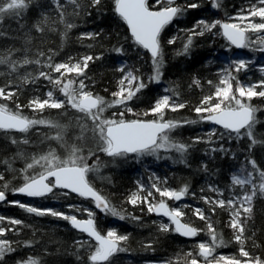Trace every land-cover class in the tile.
Listing matches in <instances>:
<instances>
[{
	"label": "trees",
	"instance_id": "16d2710c",
	"mask_svg": "<svg viewBox=\"0 0 264 264\" xmlns=\"http://www.w3.org/2000/svg\"><path fill=\"white\" fill-rule=\"evenodd\" d=\"M247 1L253 3L257 0H221L219 8H213L211 0H175L176 4L180 6L195 2L200 7L187 10L183 16L175 19L164 29L161 34L164 53L162 79L158 84L149 85L138 94L137 98L129 102L128 106L133 108V112H125L124 118H155L151 115L145 117L143 113L153 106L160 95V86H162L175 89L177 95L174 99L176 102L185 104L184 108L175 112L165 110L164 118L166 120H198L199 117L194 108L199 106L205 96L213 94L212 87L218 82L216 71L221 68L219 56L223 53L230 54L234 49L225 40L220 27L217 26L212 32H206L203 36L196 37L187 55H177L176 53L182 50L183 43L187 39L185 33L180 29H190L200 19L209 22L218 19L226 20L228 15L235 13ZM59 2L64 7L67 22L75 24L76 27L67 30V35L64 36L66 29L60 22L59 13L52 0H34L30 7L24 10L22 18L17 19L5 15L0 21V56L18 62L25 58L31 61L39 59L43 64L51 55L52 63L55 64L68 62L69 57L73 58L72 62L74 63L83 55L90 54L95 57L102 54V59L89 63V67L86 69L85 83L88 85L89 91L103 96L106 100H111V93L117 91V82L121 77V73L117 69L125 62L129 66L139 69L137 74L141 75L145 81L147 80V77L152 73L150 54L146 50L136 48L133 44L126 24L114 11V0H102L98 8L92 6L91 0H78L79 9H76L67 0H59ZM149 3L154 4L155 2L149 0ZM77 12L78 14H75ZM45 17H47V21H45ZM38 22L44 28L43 32L36 31L34 25ZM86 33H100V35L96 38L85 37L82 39L81 34ZM214 33L217 40L212 38ZM174 36L177 37L176 42L169 45L167 41ZM121 46L124 48V54L117 55L112 51L115 47ZM41 52L44 53L43 57L39 56ZM251 66L249 65L246 71L233 72L232 74L248 83L260 80L261 78L254 73ZM40 71L47 72L50 69L43 68L33 62L28 65H18L13 71L10 64H0V88H4L6 94L10 91L17 93L10 100L0 98V103L6 104L12 111L17 110V104L21 105L19 111L29 119H43L60 123L56 120L58 118L61 119L60 121L66 119L68 115L65 111L66 107L63 109L45 108L42 112H34L28 107L29 101L34 98L45 99L46 92L52 90V85L43 78L35 79L33 82V78L38 77ZM52 75L55 78L58 74L53 73ZM245 75L251 77L246 78ZM25 77L28 78L27 82H25ZM73 78L74 74L66 76V79ZM194 79L200 81V86L193 83ZM208 81H212V84L210 85ZM235 85L234 81L233 88ZM168 94L172 95V93ZM54 95L60 99L64 98L58 89L54 90ZM249 103L258 109L256 113L258 123L255 125L254 133L259 143L252 148L251 153L248 152L250 141L247 137L239 141L235 139L229 141L227 138L221 141L214 138L215 143L213 144L204 142L193 144L192 140L195 137L207 139V134L211 130L208 122L184 124L171 133L174 140L191 145L186 157V164L179 162V154L175 152H169L168 159L164 162L161 161L162 163L158 165L142 161L139 165L137 164L138 166L135 165L133 158H120L121 162L116 163L114 160L117 158L100 153L99 159L103 166L99 175L95 174L100 178L92 175L89 180L103 196L108 198L112 206L128 217L125 220L98 212L91 201L84 200L74 194L68 197L49 194L43 198L14 194L12 189L20 187L24 182L21 170L27 163H31L32 159H20L17 155L19 146L9 142L8 135L10 134H6L8 131L15 135L13 130H0V174L3 175V180H0V190L3 189L4 184H8L6 200L0 201V215L4 216L7 222L0 223V226L6 230L15 228L13 231H6L0 237V239L8 240L15 248L14 252L5 255L0 264H23L30 257L38 259L39 264H87V250H78L74 243L78 239H88L86 234L74 229L66 220L50 215L38 217L25 212L17 205L10 203L11 201H19L38 208H52L77 215V217H84L85 213L70 210L67 207L69 204L90 208L95 213L96 224L102 234H105L107 229H116L118 234L129 237L126 243L122 242V246L127 247L128 251L115 255L111 264H147L150 261L164 260L171 261V264L188 263L191 257L187 256V253L191 252L195 255L198 252L196 246L199 242L210 243L207 223L193 215L194 207H198L204 210L205 215L213 223L215 231L225 241L226 246L217 248L214 257L226 255L239 258L240 245L235 242L233 230L229 226L231 219L229 210L217 207L213 213L210 211L212 206L206 204L201 197H215V193L209 191V185L221 189L223 191L222 198L225 200L230 198L233 193L239 195L242 191L237 186H230V177L233 172L246 164V159H255L259 168L264 170V99L258 96L253 97ZM124 111L123 107L115 106L106 111L105 118H111L114 112L118 114ZM89 123L92 127L91 121ZM36 127L39 132L32 140L42 136L40 141L42 140L43 143L41 142L39 146H54L53 149L61 158L67 155L66 149L62 146L66 144L70 149L75 145L65 140L64 143H60V141H52V139V142L47 144L44 137L49 134L48 129L40 125ZM214 128L218 132L220 131L219 128ZM220 144L230 151L227 154L210 151L212 147L219 148ZM75 146L79 147L77 143ZM45 149L47 148L39 149L40 154H45ZM40 154L38 155L40 156ZM143 166L155 170L160 178L166 179L165 186L177 190L184 185L188 186L189 192L184 198L189 202V205L184 209L185 216L182 220L200 230L196 237L183 238L175 232H161L158 225L160 222L167 223L166 218L160 219L153 213H149L144 203L132 205L127 202L130 194L136 189L134 173L144 174L147 168H143ZM247 167L251 170L250 165ZM38 171H40L39 166L30 169L28 174L31 175ZM57 192L59 193V190ZM169 204L173 206L174 202H169ZM251 207V216L246 222L244 247L252 257L264 258V197L259 195L255 197ZM132 217L140 219L134 220ZM9 218L20 219L23 221V225L12 226L8 223L7 219ZM28 241H31V244H27ZM148 244H151L152 247L146 248L145 246ZM77 256L81 259L78 260ZM199 259L201 264H204L203 258ZM176 260L179 262L175 263Z\"/></svg>",
	"mask_w": 264,
	"mask_h": 264
},
{
	"label": "snow or ice",
	"instance_id": "6c2138e0",
	"mask_svg": "<svg viewBox=\"0 0 264 264\" xmlns=\"http://www.w3.org/2000/svg\"><path fill=\"white\" fill-rule=\"evenodd\" d=\"M33 2L34 0H0V21L5 15H10L17 19L22 18L24 10L29 8ZM67 2L74 5L76 9L80 8L78 0H67ZM211 2L213 8L220 7V0H211ZM52 3L59 13L60 22L64 24L66 31L63 35L66 36L67 30H71L76 25L67 22L64 7L59 0H52ZM101 3L102 0H91L93 7L98 8ZM258 5L261 6L252 5L244 13L238 14L235 19L240 21V23H221L219 20L209 22L200 19L196 21L192 28L180 29L181 32L185 33L187 39L183 43L182 50L176 54L187 55L196 37L203 36L206 32H212L217 26L220 27L222 35L227 41L236 48L246 49L250 45H258L257 50L264 52V38L255 41H250L248 38L250 32L259 34L264 31V22H252L255 17H259L264 21V0H258ZM198 7L200 5L195 2L180 6L176 4L175 0H155L154 4H150L149 0H114V11L127 25L133 44L136 48L146 50L150 54L152 73L145 81L141 75L137 74L140 71L139 69H135L125 62L117 69L121 73V77L117 82V91L111 93V100H106L103 96L89 91L88 85L85 83L87 79L86 69L89 67V63L102 59V54L95 57L90 54L83 55L76 59L74 63L72 62L73 58L69 57L68 62L55 64L52 63L51 55L47 57L46 63L43 64H41L39 59L31 61L25 58L23 61L18 62L11 61L8 57L0 56V64H10L13 71L16 70L18 65H28L33 62L43 68L50 69L47 72L40 71L39 76L33 78V82L35 79L43 78L52 85V90L46 93L45 99L34 98L29 101L28 107L34 112H42L45 108L63 109L69 107L82 114L86 120L91 121L92 127L89 129L87 124H81L82 135L77 139H83V134L90 131L92 138L96 141L97 150L108 157L126 159L131 156L139 162L144 157L160 159V153L163 150L164 152L179 154V162L186 164V157L191 145L174 140L171 133L184 124H197L200 122H211L219 126L220 131L218 132L216 128H213L207 134L206 140L198 136L193 138V144L201 142L213 144L215 143L214 138L221 141L225 138L229 141L233 139L239 141L247 137L250 141L248 152L251 153L252 148L259 143L254 133L255 125L258 123L256 117L258 109L253 107L248 101H251L253 97H264V79L252 84H245L232 74L233 72L239 73L248 69L249 61L245 59L232 61L231 70L225 69L221 73V79L215 88V92L212 95L205 96L200 101L199 106L194 108L195 113L199 117L198 120L174 121L164 118L165 110L175 112L185 107L184 103L176 102L174 99L177 93L173 88H166L164 90L165 94L158 98L153 106L143 113L145 117L151 115L155 118H124L125 112H133V108L128 106L129 102L137 98L138 94L146 89L149 84H158L162 79V68L164 66V53L161 43L162 32L175 19L183 16L187 10ZM75 14H78V12ZM44 19L47 21V17ZM244 21H247V23L243 24ZM34 27L37 32L44 31L40 22ZM99 35L100 33H86L81 34V38H96ZM176 39L177 37L175 36L171 37L167 43L169 45L174 44ZM112 51L117 55L124 54L122 46L115 47ZM39 56L43 57L44 53H39ZM259 70L264 73V66H261ZM53 73L58 75L54 78ZM67 74H74V78L66 79ZM24 79L27 82L28 78L25 77ZM233 80L236 81L234 92ZM193 83L196 86H200L198 79H194ZM208 83L211 85L212 81H208ZM56 89L62 94L63 99L54 96V90ZM168 93H172V95ZM15 95L17 93L14 91L6 94L5 89L0 88V98L4 100H10ZM213 97H215L217 102L213 103ZM115 106H121L125 111L118 114L114 112L111 118H105L106 111ZM21 107V105L17 104V110L12 111L6 104L0 103V130H17L26 133L33 126L47 125L58 129L57 134L51 139L56 141L63 140L62 132L65 126L43 119H29L19 111ZM12 143L15 144L17 141L13 140ZM23 143L27 144L28 141L24 140ZM64 147L67 155L63 158L57 155L55 149H50L47 153L38 157L33 156L32 162L27 163L25 168L21 170L24 179L22 186L12 189L13 193L33 198H43L49 194L53 196L62 195L64 197L76 194L84 200L91 201L95 209L105 214L119 218V220L127 219L128 217L112 206L108 198L103 196L88 179L89 174L99 175L103 166L96 152L89 150L87 156H85L83 148L73 145L69 149L66 144ZM210 151L212 153L219 151L227 154L230 150L220 144L219 148L212 147ZM93 156L96 158L89 164L88 160ZM247 165L251 166V170L248 169ZM37 166H39L40 171L29 175V170L35 169ZM205 170H207L206 167ZM0 180H3L2 174H0ZM230 180L231 187L238 186L243 191L242 196L233 193L230 198L225 200L222 198L223 191L221 189L209 185V191L216 193L219 198L202 196L201 199L212 206L210 211L213 213L217 207L229 210L231 217L229 226L233 230L235 242L240 245L239 256L246 259L241 260L236 257H225L223 255L214 257L217 248L226 246L225 241L215 231L213 223L205 215L204 210L194 208L193 215L198 216L200 220L207 223L210 243L207 241L199 242L196 246L198 252L195 255L191 252L187 253V256L191 257L188 264H201L199 258H203L204 264H213V259H215V264H264V258L259 256L252 257L244 247L246 222L251 216L252 202L258 195L264 197V170L259 168L255 159H246V164L233 172ZM164 183L166 184V179ZM246 186L250 191L245 190ZM7 188L8 184H4L3 189L0 190V201L6 200ZM151 189L159 194L158 203L149 200L153 195L151 190L148 191L147 196L141 198L139 192L145 191L143 184L139 185V192H133L129 196L127 202L132 205L146 203L149 213L167 217L169 223L160 222L158 225L161 232H175L187 238L196 237L200 230L190 223L182 222V218L185 216L183 207H170L164 199L181 201L189 192L188 186L184 185L178 190L166 186L161 187L159 178H156L151 183ZM57 190H59V193ZM10 203L38 217L50 215L66 220L74 229L86 234L88 239H78L74 243L78 250H87V264H111V260L115 255L128 251L127 247L122 246V242L126 243L129 237L118 234L116 229H109L106 234H102L96 224L95 213L90 208H82L75 204L67 206L72 211L86 214V219H80L77 215H69L52 208H38L19 201H11ZM184 207H187V205ZM241 209L243 210V217ZM5 219L4 216H0V223L4 222ZM132 219L139 220L140 218L132 217ZM8 223L12 226L23 225V221L15 218H9ZM13 230H15L14 227L6 230L0 226V237L6 231ZM26 243L31 244V241ZM145 247L151 248L152 245L148 244ZM14 251L15 248L8 240L0 239V262L3 261L6 254ZM77 259L80 260L81 258L77 256ZM23 264H39V261L30 257ZM168 264H171V261Z\"/></svg>",
	"mask_w": 264,
	"mask_h": 264
},
{
	"label": "rangeland",
	"instance_id": "374dc122",
	"mask_svg": "<svg viewBox=\"0 0 264 264\" xmlns=\"http://www.w3.org/2000/svg\"><path fill=\"white\" fill-rule=\"evenodd\" d=\"M154 2H155V0H154ZM252 5L261 6V5H258V0L255 1V2H253V3H249V1H247L242 6H240L236 10L235 13H233L231 15H228L227 18H226V20H220V19H218V20L221 23L222 22H227V23H240V21H238L237 19H235V17H237L238 14L244 13L245 10L248 9ZM213 21H216V20H213ZM252 22H254V23H260V22H264V21H262L259 17H255V18L252 19ZM246 23H247V21H244L243 22V24H246ZM212 38H215V40H217V37H216V34L215 33L212 34ZM248 38H249L250 41H255V40H258V39H262V38H264V31H262L259 34H257V33H251L250 32L248 34ZM257 48H258V45H250L249 48L239 49V50L236 51V53L233 51L230 54H224V53L221 54L219 56V58H220L219 63L221 65V68H219L218 71H216V73H217V79H218L217 85L219 84V81L221 79V73H223L225 69L231 70V67H230L231 66V62L232 61H235V60H238V59H245L246 61H249V65H252L251 67L254 70V73L257 76H259L261 79H264V73H262L259 70L261 66H264V52L258 51ZM245 76H246V78H250L251 77L250 75H245ZM234 81L235 80L232 81V85H233V82ZM240 81H242L245 84H252V83L257 82V81H255V82L248 83V82H246L244 80H240ZM155 84H157V83H152V84H149V85L153 86ZM235 84H236V81H235ZM217 85H214L212 87L213 93L215 92V88H216ZM165 89H166L165 87L160 86V91H159L160 92V95L157 97V99L160 98L161 96H163L165 94V91H164ZM234 91H235V88H233V92ZM257 91H259V89H257ZM263 99H264V97H263ZM214 102H217L216 99H215V97H213V103ZM65 111L68 113V115L66 116V119L65 120L63 119L62 121H60L61 119L58 118L56 120V122H60V123H57V124H60L62 126H65L64 129H63V132H62L63 140L60 141V143L61 142L64 143L63 142L64 140L66 142H70V143L75 144V145L77 143L79 145V147L84 148L83 149L84 150L83 151V154L85 156H87L89 150L97 151L96 152V155L100 156V153H102V152H99L97 150L96 141L92 138V134H91L90 131H87V132H85L83 134V139H77L78 137H81V135H82V133H81V127H80L81 124H87L88 128L89 129L91 128L89 121L86 120L83 117L82 114L77 113L75 110H73V109H71L69 107H66ZM208 125H209V127H210L211 130L214 128V126L211 125L209 122H208ZM36 126H33L32 128H30L28 130V132H26V133L15 132L14 131L15 132V135H14L12 132H8V131L6 132V134H10V135H8L9 142L12 143L13 140H16L17 141V143H15L16 144L15 146H19V150L17 151V155L19 156L20 159L21 158L22 159H25V158L32 159L33 156H37L38 157L39 156L38 154L41 153L39 151V149H41V148H47L45 150L46 151L47 150L49 151L51 148L53 149V147H54V146H51L50 144H49L50 146H39L40 143L42 142V140L40 141V139L42 138V136L40 138H38L39 140L38 139H35L34 141L32 140V138H34V136L39 132V130H37V127ZM40 126H43V127H45V128L48 129L47 132L49 134H46V136L44 137V139L47 141V144L48 143H51L52 141H54V139H52V141H51V137H54L57 134L58 129L49 127L47 125H40ZM173 138H174V136H173ZM24 140H27L28 143L27 144H24L23 143ZM7 143H5V144L7 145ZM62 145H64V144H62ZM8 146H10V145L8 144ZM58 147H60V146H58ZM62 147L65 148L64 146H62ZM46 151L44 153H47ZM40 155H43V154H40ZM168 155H169V152H164L162 150L161 153H160V157H161L160 159H156L155 157H144V158H141V160L139 162H137L134 157H131L130 156V158H133V160L135 161V165L136 166H138L140 164V162H142V161L148 162L150 164L151 163H155V165L156 164L158 165V164L162 163L161 161L164 162L165 160H167L168 159ZM95 158H96L95 156L90 157L89 160H88V163L91 164L95 160ZM120 160H121L120 158H117V159L114 160V162L120 163L121 162ZM107 163L110 164L111 162H107ZM143 168H147V169H145V173L144 174H140V173H137V172L134 173L136 175L135 176V179H134V183L136 184V189H134L133 192H139V185L140 184H143L144 187H145V191L139 192V195L141 196V198H143L144 196H147L148 191L151 190L152 193H153V195H152V197L149 198V200L152 201V202H154V203H158L159 202V199H160V196H159L158 193L155 192V190L151 189V183H152V181L154 179L159 178L160 186L161 187H164L165 186V184H164L165 179L160 178L158 176V174L156 173L155 170L149 169L146 166H143ZM92 175L94 177H96L94 173L93 174H89L90 179L92 178ZM89 177H88V179H89ZM96 178H100V176H97ZM166 187H168V186H166ZM169 188L173 189L172 187H169ZM237 188L239 190H241L238 186H237ZM245 190L250 191V189L247 186H246ZM239 195L242 196L243 195V191ZM211 198H219V197H217V194L215 193V197H211ZM164 199H165L166 203H168V204H169V202H173V200H168L167 198H164ZM144 205H146V207H147V204L146 203H144ZM185 205L188 206L189 205V202L186 199H182L181 201L174 202V205L173 206L171 205V207H183V209H185V208H187V207H184ZM237 207H239V205H237ZM85 208H88V207H85ZM194 208H198V207H194ZM200 209H202V208H200ZM242 212H243V210L241 209V213ZM67 214L74 215V214H70V213H67ZM84 217L85 218L87 217L86 214H85ZM4 222H7L6 219H5ZM108 230L109 229H107L106 232ZM223 256H225V257H231V256H226V255H223ZM238 259L244 260L246 258L239 257ZM168 262L169 261H167V260H164V261H150L147 264H168ZM178 262H179L178 260L175 261V263H178ZM179 264H188V263L187 262H185V263L180 262ZM213 264H215V259L213 260Z\"/></svg>",
	"mask_w": 264,
	"mask_h": 264
},
{
	"label": "water",
	"instance_id": "95a60500",
	"mask_svg": "<svg viewBox=\"0 0 264 264\" xmlns=\"http://www.w3.org/2000/svg\"><path fill=\"white\" fill-rule=\"evenodd\" d=\"M223 23H227V22H223ZM127 26V25H126ZM128 29V28H127ZM128 32H129V30H128ZM221 32H222V30H221ZM130 33V32H129ZM226 39V38H225ZM227 40V39H226ZM230 43V42H229ZM233 46V45H232ZM233 47H235V46H233ZM236 48V47H235ZM211 123V122H210ZM212 124V123H211ZM212 125H214V124H212ZM216 126V125H215ZM219 127V126H218ZM15 131H17V130H15ZM22 186V185H21ZM14 194H16V195H18L19 193H14ZM23 195V194H22ZM76 195V194H75ZM24 196H26V195H24ZM98 210V209H97ZM100 211V210H99ZM154 215H156V216H160V215H157L156 213H153ZM160 217H163V216H160ZM167 218V217H166ZM80 219H86V218H80ZM182 222H184L183 220H182ZM186 223V222H185ZM179 235V234H178ZM180 236V235H179ZM182 237V236H181ZM183 238H187V237H183Z\"/></svg>",
	"mask_w": 264,
	"mask_h": 264
},
{
	"label": "flooded vegetation",
	"instance_id": "af4514ba",
	"mask_svg": "<svg viewBox=\"0 0 264 264\" xmlns=\"http://www.w3.org/2000/svg\"><path fill=\"white\" fill-rule=\"evenodd\" d=\"M173 202H176V201H173Z\"/></svg>",
	"mask_w": 264,
	"mask_h": 264
}]
</instances>
